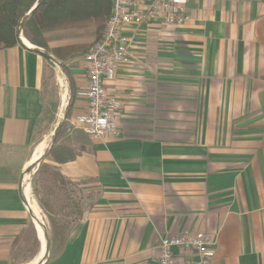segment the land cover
I'll use <instances>...</instances> for the list:
<instances>
[{"label":"crops","instance_id":"crops-1","mask_svg":"<svg viewBox=\"0 0 264 264\" xmlns=\"http://www.w3.org/2000/svg\"><path fill=\"white\" fill-rule=\"evenodd\" d=\"M187 12L182 26L125 30L128 59L104 81L118 138L77 125L95 29L0 50V264H153L182 233L214 242L210 264H264V0H188ZM39 163L85 195L73 223L43 233L40 260L26 177Z\"/></svg>","mask_w":264,"mask_h":264},{"label":"built area","instance_id":"built-area-1","mask_svg":"<svg viewBox=\"0 0 264 264\" xmlns=\"http://www.w3.org/2000/svg\"><path fill=\"white\" fill-rule=\"evenodd\" d=\"M187 4L188 0H113L112 12L102 33L84 56L88 108L77 120L83 134L95 141L121 135L118 126L121 102L108 92L104 81L112 80L128 59L125 30L142 25L182 26L189 20ZM175 249L192 252L193 259H179ZM214 255V242L203 233H182L160 241L153 264H210Z\"/></svg>","mask_w":264,"mask_h":264},{"label":"trees","instance_id":"trees-1","mask_svg":"<svg viewBox=\"0 0 264 264\" xmlns=\"http://www.w3.org/2000/svg\"><path fill=\"white\" fill-rule=\"evenodd\" d=\"M112 3L113 0H0V50L22 45L20 33L42 48L51 39L46 35L63 31L93 28L99 38L111 15Z\"/></svg>","mask_w":264,"mask_h":264},{"label":"rangeland","instance_id":"rangeland-1","mask_svg":"<svg viewBox=\"0 0 264 264\" xmlns=\"http://www.w3.org/2000/svg\"><path fill=\"white\" fill-rule=\"evenodd\" d=\"M46 75L50 78V71ZM54 81L56 89H59V83L55 76ZM59 109L58 106V111ZM26 177L27 183L31 186L34 200L39 207L41 228L47 240L53 227L70 225L75 221L77 207L84 200L85 195L80 188L60 181L46 164L39 163L31 166L26 172ZM41 247L45 249V243ZM33 249L32 244L29 247L26 246L24 251L26 256Z\"/></svg>","mask_w":264,"mask_h":264},{"label":"bare ground","instance_id":"bare-ground-1","mask_svg":"<svg viewBox=\"0 0 264 264\" xmlns=\"http://www.w3.org/2000/svg\"><path fill=\"white\" fill-rule=\"evenodd\" d=\"M58 80V79H57ZM65 91V90H64ZM64 102H65V100H64ZM46 144H47V142L45 141V142H42L37 148H36V150H35V154H34V156H33V161H32V163H34V162H37V160L42 156V154H43V152H44V150H45V148H46ZM28 185V184H27ZM30 189L27 187L26 188V194L28 195V191H29ZM33 207H35V206H33ZM39 214V213H38ZM36 219H38V218H36ZM38 221V220H37ZM36 228H37V234H38V237H39V239H40V242H41V245H44V243H45V239H44V234H43V231H42V229H41V227H40V225H39V223L38 222H36ZM44 248L43 247H41V250H40V253H39V256H38V260H40V258L41 257H43V254H44Z\"/></svg>","mask_w":264,"mask_h":264},{"label":"water","instance_id":"water-1","mask_svg":"<svg viewBox=\"0 0 264 264\" xmlns=\"http://www.w3.org/2000/svg\"><path fill=\"white\" fill-rule=\"evenodd\" d=\"M18 38H19V40L21 41V34H19ZM39 55H40L42 58H44L45 60H47V61L50 60V58L48 57V55H46V54H44V53H42V52H39Z\"/></svg>","mask_w":264,"mask_h":264}]
</instances>
